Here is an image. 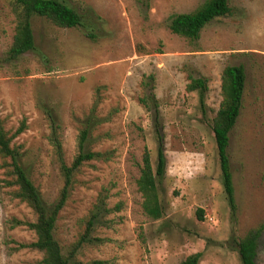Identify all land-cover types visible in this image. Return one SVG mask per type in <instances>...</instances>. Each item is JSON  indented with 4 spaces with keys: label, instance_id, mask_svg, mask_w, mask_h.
Masks as SVG:
<instances>
[{
    "label": "rangeland",
    "instance_id": "1",
    "mask_svg": "<svg viewBox=\"0 0 264 264\" xmlns=\"http://www.w3.org/2000/svg\"><path fill=\"white\" fill-rule=\"evenodd\" d=\"M64 1L83 15L85 27L61 28L36 17L37 51L6 62L16 19L14 0H0V117L11 133L26 122L13 145L46 205L57 201L65 184L46 111L59 126L68 166L85 129L86 152L108 159L90 161L75 174L55 231L64 252L107 189L111 211L79 260L181 264L201 252L198 264H241L235 241L264 223V0H229L231 14L209 23L197 40L173 34L169 26L174 15L194 12L207 0ZM239 65L246 82L228 147L233 218L212 126L222 101V72ZM190 76L208 81L203 106L197 92L186 90ZM159 132L167 167L160 187L164 216L155 220L143 211L137 180L146 149L156 169ZM35 221L33 210L0 184V264L42 259L22 247L36 240L26 225ZM257 264H264V232Z\"/></svg>",
    "mask_w": 264,
    "mask_h": 264
},
{
    "label": "trees",
    "instance_id": "2",
    "mask_svg": "<svg viewBox=\"0 0 264 264\" xmlns=\"http://www.w3.org/2000/svg\"><path fill=\"white\" fill-rule=\"evenodd\" d=\"M13 12L16 19V30L13 42L7 51L6 62H16L29 52L37 51L36 40L33 29V20L43 17L53 25L61 28H84V17L75 8L64 0H14ZM232 8L229 0H207L200 8L191 13L176 14L172 17L170 30L178 36L197 40L202 30L213 20L230 15ZM153 79V76L149 77ZM187 92H197L200 104L203 106L206 94L209 90L208 81L203 78L189 77ZM246 73L242 65L227 66L221 75L222 101L216 117L213 121V133L217 146L223 187L230 206L233 218L237 214L233 174L231 171L228 147L230 132L235 127L242 108V99L245 89ZM98 104V101H96ZM53 130L52 143L60 160L61 172L65 184L60 196L52 206H47L39 189L31 180L26 168L21 162L22 153L13 140L23 133L26 122H21L19 128L11 133L5 129L4 120L0 117V171L3 187L12 189L15 199L26 203L35 213L36 221L26 223L33 230L36 240L29 245L43 256L36 264H105L104 261L95 260L83 262L77 258L80 249L93 241L92 232L101 220V217L110 212L107 208L109 199L108 190L105 189L98 196L90 213L81 220L82 230L78 240L65 253L61 244L55 237V231L59 214L66 206L71 191L75 186V174L82 166L93 160L106 159L105 154L85 150V144L89 138V130L85 129L80 134L79 153L76 155L71 166L63 160L62 142L58 136L59 126L50 111H46ZM106 155H108L106 153ZM108 160V159H106ZM167 158L162 134L158 133L157 166L153 167L151 153L145 150L139 179L138 190L143 197L142 208L146 215L152 219L159 220L164 216L161 200L160 187L166 177ZM122 208L121 204L116 206L117 210ZM200 220L204 213L198 210ZM264 232V223L250 230L237 242V251L241 264H257L258 248L261 236ZM202 253H196L181 264H198Z\"/></svg>",
    "mask_w": 264,
    "mask_h": 264
}]
</instances>
